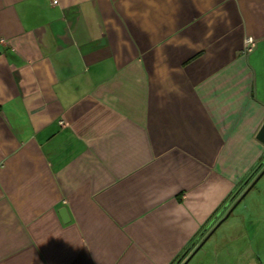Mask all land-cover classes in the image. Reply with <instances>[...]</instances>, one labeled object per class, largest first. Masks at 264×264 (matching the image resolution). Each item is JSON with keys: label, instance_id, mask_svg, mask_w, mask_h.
Returning a JSON list of instances; mask_svg holds the SVG:
<instances>
[{"label": "crops", "instance_id": "0c3cea01", "mask_svg": "<svg viewBox=\"0 0 264 264\" xmlns=\"http://www.w3.org/2000/svg\"><path fill=\"white\" fill-rule=\"evenodd\" d=\"M263 120L264 0H0V264H174Z\"/></svg>", "mask_w": 264, "mask_h": 264}, {"label": "rangeland", "instance_id": "374dc122", "mask_svg": "<svg viewBox=\"0 0 264 264\" xmlns=\"http://www.w3.org/2000/svg\"><path fill=\"white\" fill-rule=\"evenodd\" d=\"M219 241L223 244L215 250L214 264H238L250 258L264 264V174L205 243L216 247ZM201 251L193 261L202 257Z\"/></svg>", "mask_w": 264, "mask_h": 264}, {"label": "water", "instance_id": "95a60500", "mask_svg": "<svg viewBox=\"0 0 264 264\" xmlns=\"http://www.w3.org/2000/svg\"><path fill=\"white\" fill-rule=\"evenodd\" d=\"M255 140L260 143L262 146H264V120L261 123L258 131L256 132L255 135ZM264 162V161H263ZM262 162V163H263ZM262 163H260L256 169L251 173V175L248 177V179L245 181V183L242 185V187L252 178V176L257 172V170L261 167ZM264 174V167L263 169L256 175V177L252 180V182L250 183V185L245 189V191L240 195L239 199L235 202V204L232 206V208H230L227 213L224 215V217L222 219H220L215 227L212 228V230L203 238V240L195 246L196 242L199 240V238L203 235V233L206 231V229L211 225V223L213 222V220H215L217 218V216L219 215V213L215 216V218H213L208 225L206 226V228H204V230L194 239V241L191 243V245L187 248V250L181 255V257L174 263V264H203L204 261L207 262V260L209 261V263H212L213 260V247H209L206 246V241L207 238L210 236V234L215 230L216 227H218L223 221L227 220L231 211L233 210V208L246 196V194L248 193V191L251 189L252 186L256 185V183L258 182V180L263 176ZM241 187V188H242ZM239 192V191H238ZM223 209V208H222ZM60 218L62 220V222H66L68 221V213L66 211L65 207H62L59 209L58 211ZM220 242V241H219ZM218 243V242H217ZM195 246V247H194ZM201 251V258H197L195 261H193V257L196 253H198V251ZM188 254V255H187Z\"/></svg>", "mask_w": 264, "mask_h": 264}, {"label": "flooded vegetation", "instance_id": "af4514ba", "mask_svg": "<svg viewBox=\"0 0 264 264\" xmlns=\"http://www.w3.org/2000/svg\"><path fill=\"white\" fill-rule=\"evenodd\" d=\"M264 161V156L260 159V161L258 162V164L254 167V169L252 170V172L256 169V167L262 163ZM264 167V162L262 163L261 167L257 170V172L252 176V178L242 187V185L245 183V181L248 179V177L251 175V173L248 175V177L234 190L235 192H233L227 199L226 201L221 205V207L218 209V211L212 216V218H215V216L219 213V215L217 216V218L215 220H213V222L211 223V225L206 229V231L203 233V235L199 238V240L196 242L195 246L198 245L203 238L212 230L213 227H215L216 223L222 219L224 217V215L227 213V211L232 208V206L235 204V202L239 199L240 195L245 191V189L250 185V183L252 182V180L256 177V175L263 169ZM255 186V185H254ZM252 186L251 189L254 187ZM242 187V188H241ZM250 189V190H251ZM249 190V191H250ZM239 191V192H238ZM248 191V192H249ZM242 201V200H241ZM240 203V202H239ZM238 203V204H239ZM237 204V205H238ZM236 205V206H237ZM235 206V207H236ZM235 207L233 208V210L235 209ZM223 208V209H222ZM232 210V211H233ZM231 211V213H232ZM230 213V215H231ZM229 215V216H230ZM212 218L210 219V221L212 220ZM209 221V222H210ZM208 222V223H209ZM208 223L205 225L204 228H206V226L208 225ZM220 226V225H219ZM218 226V227H219ZM216 227L215 230L210 234V236L207 238V240L212 236V234L216 231V229L218 228ZM202 229V230H203ZM194 246V247H195ZM188 255V254H187Z\"/></svg>", "mask_w": 264, "mask_h": 264}, {"label": "built area", "instance_id": "2783aa9c", "mask_svg": "<svg viewBox=\"0 0 264 264\" xmlns=\"http://www.w3.org/2000/svg\"><path fill=\"white\" fill-rule=\"evenodd\" d=\"M56 3H57V0H51V4L52 5H55ZM250 43H251V40L250 39H248V40L245 41L246 46H249Z\"/></svg>", "mask_w": 264, "mask_h": 264}, {"label": "trees", "instance_id": "16d2710c", "mask_svg": "<svg viewBox=\"0 0 264 264\" xmlns=\"http://www.w3.org/2000/svg\"><path fill=\"white\" fill-rule=\"evenodd\" d=\"M212 219H213V218H212ZM203 230H204V229H203ZM203 230H201L200 233H201ZM200 233H199V234H200ZM199 234H198V235H199ZM198 235H197V236H198ZM177 260H178V259H177Z\"/></svg>", "mask_w": 264, "mask_h": 264}]
</instances>
